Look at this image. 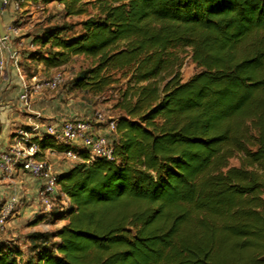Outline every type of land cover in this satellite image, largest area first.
Listing matches in <instances>:
<instances>
[{
    "label": "trees",
    "instance_id": "1",
    "mask_svg": "<svg viewBox=\"0 0 264 264\" xmlns=\"http://www.w3.org/2000/svg\"><path fill=\"white\" fill-rule=\"evenodd\" d=\"M51 1L64 16L89 3ZM93 4L78 32L41 28L26 58L81 56L70 90L117 86L113 160L56 173L64 223L24 250L0 242V264H264V0ZM185 56L197 71L183 81Z\"/></svg>",
    "mask_w": 264,
    "mask_h": 264
},
{
    "label": "built area",
    "instance_id": "2",
    "mask_svg": "<svg viewBox=\"0 0 264 264\" xmlns=\"http://www.w3.org/2000/svg\"><path fill=\"white\" fill-rule=\"evenodd\" d=\"M10 7L17 9L18 4L12 3V0H0V15ZM4 31L5 40L0 38V45L4 47L6 43L7 50L4 51L3 59L0 57V85L4 69L9 64L21 84L18 101L23 109L32 113L30 110L32 95L43 88L55 89L61 82V75L55 73L46 81H39L35 74L26 79L19 67L20 55L10 47V39L17 34V29L8 21L4 23ZM44 122L39 112H33V115H29V122L15 130L11 142L0 154V171L9 177L19 168L38 179L40 184L36 193L37 202L42 209L43 217H47L52 213L58 193L56 172L49 157L59 156L70 164L89 163L94 158L113 160L112 140L116 136V119L108 118L105 121L104 115L96 112L84 119L65 118L58 123ZM100 123L101 126L105 124L103 126L105 134L96 132ZM45 136L61 148L58 150L55 146L44 145ZM59 196L66 199L63 193H59ZM17 205V197L13 195L0 206V229H3L13 216ZM42 230L47 231L46 225H42Z\"/></svg>",
    "mask_w": 264,
    "mask_h": 264
},
{
    "label": "rangeland",
    "instance_id": "3",
    "mask_svg": "<svg viewBox=\"0 0 264 264\" xmlns=\"http://www.w3.org/2000/svg\"><path fill=\"white\" fill-rule=\"evenodd\" d=\"M12 0L18 4L17 9H10L12 11V15L6 18V22L10 21L12 26L17 29V34L10 39V47L13 50H16L20 55V59H24V71L25 74L30 76L31 74H35L39 81H46L51 78V76L55 73H60L61 82L54 89L57 93L63 95L62 105L66 107L65 109L58 110L59 114H71V116H63V119L68 118H88L93 113H102L104 115L105 121L108 118H116L119 111L115 108V103L118 98L117 95V86L113 89H110L99 95H92L90 93H83L77 90H70L68 85L71 79L77 74L80 69L86 68L89 65V60L85 59L81 56H73L71 59L64 65L58 68H48L43 65L41 61L32 62L28 61L26 56L31 54L35 49L31 48L29 45V41L25 38L27 36L31 37L36 33H39V30L47 25H51L54 23H66L72 25L73 32L80 31V26L78 23L85 19L87 15H91L95 13L96 9L94 7V0H84L85 2H89L84 6L85 13L81 15H72V16H64L61 12V8L56 1L51 0H39L37 2H33L29 0ZM36 3V4H33ZM9 19V20H8ZM30 37V39H31ZM7 50V45L5 43L4 47L0 45V57L3 59L4 51ZM12 67V66H11ZM197 71V68L191 62V60L185 56L182 61V66L180 68L181 78L182 80L188 79L194 72ZM24 74V72H23ZM24 74V75H25ZM26 78V77H25ZM27 79V78H26ZM29 82V81H28ZM59 103V102H58ZM62 106V108H64ZM105 124H102L104 126ZM58 162V166L65 164V160H63L59 156L54 157ZM229 165H237L236 159H231L229 161ZM58 189V188H57ZM264 197V195H263ZM63 199L60 198L59 202L54 204L52 209V214L50 217H43L41 213L42 209L39 205H36L37 215L36 220L43 219L42 222L47 227V231H55L62 224V219H60L59 215L66 208V204H62ZM19 205V204H18ZM18 205L15 207V211L18 208ZM49 216V215H48ZM32 216H24L21 219H24L25 224L19 225L15 228L14 226H7L9 220L6 222L5 227L0 229V239L5 242H9L12 244L11 239L16 238L17 241L19 238L17 236H12L9 234V227L12 231H19L22 234H28V228L23 230L24 227H30L33 222H29ZM40 217V218H39ZM7 226V227H6ZM12 233V232H10ZM10 239V241H9ZM14 242V241H13ZM14 245V244H13ZM18 246V245H17Z\"/></svg>",
    "mask_w": 264,
    "mask_h": 264
},
{
    "label": "crops",
    "instance_id": "4",
    "mask_svg": "<svg viewBox=\"0 0 264 264\" xmlns=\"http://www.w3.org/2000/svg\"><path fill=\"white\" fill-rule=\"evenodd\" d=\"M27 2L29 3V0ZM10 9H12V7L6 8L2 11V14L0 15L2 24L6 23V18L12 15V11ZM30 37L31 35L27 36V38H25L26 41H29ZM29 46L32 48L31 44ZM20 91V81L11 65L7 64L4 69V76L1 79L0 85V154L6 150V147L12 140L15 130L20 126L26 125L29 122V115H33V112H39L42 115V118L45 121L44 124L58 123L63 119L64 115L71 116L72 114H59L57 109L60 111L61 109L66 110V107L63 106L61 102L63 95L60 93L58 94L57 91H54V89L46 88H43L38 93H34L32 95L30 109L32 113H29V111L21 107V104L18 101ZM62 106L64 108H62ZM96 132L99 134H105V128L101 126V123ZM49 160L56 173L66 171L71 166L68 162L58 166V161L53 156L49 157ZM39 184L40 181L38 179L34 178L22 169L18 168L14 170L9 177L5 176V174L0 171V206L3 203H6L13 195L17 197L19 204L17 210L9 219L7 226H14L13 228H15L21 224L24 225V219H21V217L32 216L29 222H33V224L30 225V227L23 228V230L28 228V234L21 235L19 231H12L13 228L10 229L9 227L8 229V235L11 234L12 236H17V238H19L18 241L16 238L11 239L14 241H12V244L18 245L23 250L26 248L28 243V235L34 231H42V222L44 220H36L37 209L35 207L38 205L36 193ZM66 202L67 201L63 199L62 204H66ZM51 215L53 216L51 213L47 217H50ZM61 221L63 224L64 221ZM0 242H4V240L0 239Z\"/></svg>",
    "mask_w": 264,
    "mask_h": 264
},
{
    "label": "water",
    "instance_id": "5",
    "mask_svg": "<svg viewBox=\"0 0 264 264\" xmlns=\"http://www.w3.org/2000/svg\"><path fill=\"white\" fill-rule=\"evenodd\" d=\"M0 38L2 40H5L4 24H2L1 19H0Z\"/></svg>",
    "mask_w": 264,
    "mask_h": 264
}]
</instances>
